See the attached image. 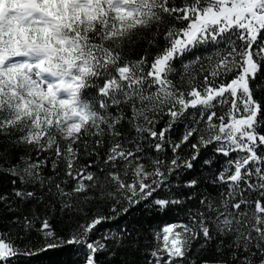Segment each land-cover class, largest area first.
<instances>
[{
	"label": "snow or ice",
	"instance_id": "6c2138e0",
	"mask_svg": "<svg viewBox=\"0 0 264 264\" xmlns=\"http://www.w3.org/2000/svg\"><path fill=\"white\" fill-rule=\"evenodd\" d=\"M0 264H264V0H0Z\"/></svg>",
	"mask_w": 264,
	"mask_h": 264
}]
</instances>
